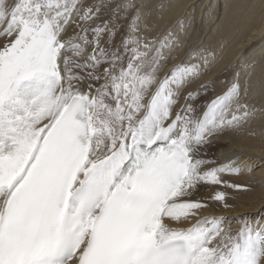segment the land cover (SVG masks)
Returning a JSON list of instances; mask_svg holds the SVG:
<instances>
[{"label": "snow or ice", "instance_id": "1", "mask_svg": "<svg viewBox=\"0 0 264 264\" xmlns=\"http://www.w3.org/2000/svg\"><path fill=\"white\" fill-rule=\"evenodd\" d=\"M165 9L0 0V264H264V218L203 215L249 190L204 148L255 116L256 63L177 109L215 54L185 51L188 24L159 33Z\"/></svg>", "mask_w": 264, "mask_h": 264}, {"label": "bare ground", "instance_id": "2", "mask_svg": "<svg viewBox=\"0 0 264 264\" xmlns=\"http://www.w3.org/2000/svg\"><path fill=\"white\" fill-rule=\"evenodd\" d=\"M9 2L15 3L16 0ZM147 2L155 5L161 0ZM163 2L166 5L164 19L157 31L162 33L174 25L188 24L190 27L185 38V51H188L187 46L202 47L215 54V61L205 73L182 91L177 109L187 102L202 111L210 99L226 89L234 71L243 64L256 63L251 77L255 94L241 100V103H248L258 110L255 116L239 129L214 135L210 138L211 143L204 148L206 158L215 160L217 164H227L231 160H236L237 165L243 167L244 171L239 176L227 178L246 185L249 190L223 189L230 193L228 203L231 207L224 209L214 205L203 215L233 214L239 209L256 212L261 205L264 206V91L260 89V83L264 81V0H163ZM120 22L122 26L129 23L128 20ZM124 28L126 30V27ZM119 39L118 36L117 41ZM181 59L183 55L170 61L165 72ZM160 75L162 78L164 73ZM209 81H214L211 87L201 89L200 86ZM189 92L198 95L187 101ZM251 167H254V170L253 174L249 175L247 171ZM231 218L235 231L241 225L235 222V218ZM254 221H257V214Z\"/></svg>", "mask_w": 264, "mask_h": 264}, {"label": "rangeland", "instance_id": "3", "mask_svg": "<svg viewBox=\"0 0 264 264\" xmlns=\"http://www.w3.org/2000/svg\"><path fill=\"white\" fill-rule=\"evenodd\" d=\"M120 24H121V22H120ZM124 27H126V26L122 27V34H123V32L126 31ZM71 34H72V31L69 30V35H71ZM117 42H119V41H117ZM250 169H254V167L253 168L251 167ZM247 173L249 175H251V174H253V171L248 170ZM254 213H255V215L257 214V220H261L262 218H264V206L261 205L260 208L256 212L242 211L241 209H239L233 214L228 213V214H222L220 216H227V217L231 216L233 218H237V217H241V216H248L249 220H252L251 222H254V217H255Z\"/></svg>", "mask_w": 264, "mask_h": 264}]
</instances>
